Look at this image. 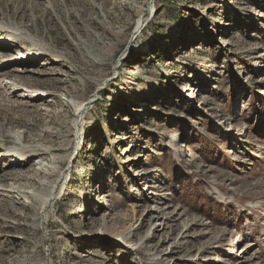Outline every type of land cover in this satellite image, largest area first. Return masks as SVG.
Here are the masks:
<instances>
[{"label": "rangeland", "instance_id": "obj_1", "mask_svg": "<svg viewBox=\"0 0 264 264\" xmlns=\"http://www.w3.org/2000/svg\"><path fill=\"white\" fill-rule=\"evenodd\" d=\"M0 188V264H264V0H0Z\"/></svg>", "mask_w": 264, "mask_h": 264}, {"label": "bare ground", "instance_id": "obj_2", "mask_svg": "<svg viewBox=\"0 0 264 264\" xmlns=\"http://www.w3.org/2000/svg\"><path fill=\"white\" fill-rule=\"evenodd\" d=\"M145 23H146V18H144L143 16H141L136 21V26L133 32L131 33L130 41H132L133 39L137 38L140 35ZM128 52H129V48H126L124 52L122 53L123 55L121 56L120 60H123V58H125V55ZM94 95H96V92ZM85 100L86 99H83L81 101H75L73 100V98L71 100V102L73 103V107L75 109V112H74L75 118L73 120L74 126H78L79 121L82 120L83 116L89 110L90 104L92 103V99L87 100V101ZM75 132L78 134L77 131ZM15 139H16L15 143L17 146L14 147V149H16V151L20 150V153L17 155L19 159H25V156H29V155L39 156V159L38 160L35 159V161L37 162H35V164L33 165H35L37 167L36 169L40 171L39 172L40 178L38 181H39L40 187L42 188L39 191H33V192L17 190L18 191L17 194L19 193V195L21 194L22 196L29 195V197L33 199L35 202L40 203L39 210L35 216H36V220L39 219V221L43 220L44 222L49 210L51 209L52 205L55 204L57 200V195L63 188L64 181L66 180V178H68L67 169L63 170V168H61L59 165H61L62 162H66V164L69 163L71 161L72 155L68 157L54 156L48 148L24 147L21 143L20 135H18ZM23 149H25V151H23ZM46 157L49 159L47 160ZM60 161L61 163H59ZM51 178L52 179L54 178V179L53 181L50 182L49 180ZM6 187L9 188V190H7L8 192L13 191V189L15 190L16 188V186H13L12 184H8ZM118 241L127 242L126 240L123 239V237L119 238ZM125 247L129 248L132 251L136 249L133 243H128V245H125Z\"/></svg>", "mask_w": 264, "mask_h": 264}]
</instances>
